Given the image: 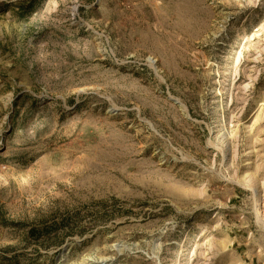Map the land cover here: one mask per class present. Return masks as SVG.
Here are the masks:
<instances>
[{"label":"rangeland","instance_id":"rangeland-1","mask_svg":"<svg viewBox=\"0 0 264 264\" xmlns=\"http://www.w3.org/2000/svg\"><path fill=\"white\" fill-rule=\"evenodd\" d=\"M0 264H264V0H0Z\"/></svg>","mask_w":264,"mask_h":264}]
</instances>
